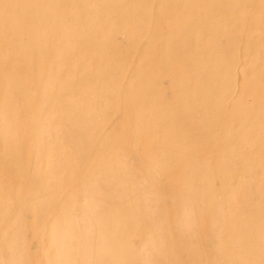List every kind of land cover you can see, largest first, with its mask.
Segmentation results:
<instances>
[{
  "label": "rangeland",
  "instance_id": "1",
  "mask_svg": "<svg viewBox=\"0 0 264 264\" xmlns=\"http://www.w3.org/2000/svg\"><path fill=\"white\" fill-rule=\"evenodd\" d=\"M0 264H264V0H0Z\"/></svg>",
  "mask_w": 264,
  "mask_h": 264
},
{
  "label": "bare ground",
  "instance_id": "2",
  "mask_svg": "<svg viewBox=\"0 0 264 264\" xmlns=\"http://www.w3.org/2000/svg\"><path fill=\"white\" fill-rule=\"evenodd\" d=\"M213 26V25H212ZM202 29V28H201ZM216 29V28H215ZM207 30V29H206ZM207 33V32H206ZM219 48H222L221 46L219 47ZM224 49V48H223ZM243 68V67H242ZM244 69H245V67H244ZM261 109V108H260ZM249 116V115H248ZM247 132V131H246Z\"/></svg>",
  "mask_w": 264,
  "mask_h": 264
}]
</instances>
